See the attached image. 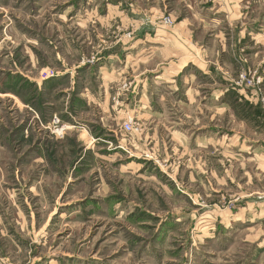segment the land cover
I'll return each mask as SVG.
<instances>
[{"label":"rangeland","instance_id":"374dc122","mask_svg":"<svg viewBox=\"0 0 264 264\" xmlns=\"http://www.w3.org/2000/svg\"><path fill=\"white\" fill-rule=\"evenodd\" d=\"M0 264H264V0H0Z\"/></svg>","mask_w":264,"mask_h":264},{"label":"crops","instance_id":"0c3cea01","mask_svg":"<svg viewBox=\"0 0 264 264\" xmlns=\"http://www.w3.org/2000/svg\"><path fill=\"white\" fill-rule=\"evenodd\" d=\"M193 24H194V22H190L189 20H184V21L178 23L175 32H168V31H163V30H158V29L156 30L155 25H151V24L150 25L146 24V26H142L143 28L145 27L147 30H149V32H153L155 39H160L161 41L165 40V39H169L172 42H175V43H177L180 46L182 45L181 47L183 49H182L181 52H182L184 58L186 59L184 61V63L179 68V72H182V74H184L186 72L185 70H187L186 68L190 64H192L198 70L201 68V67H198V66H200L199 64L197 66V64H195L192 61L193 58H195L197 54L195 55V54L191 53V50H190L189 52L191 54L189 56V52L187 50L189 47L187 48L185 46V43H183V40H181L182 38H186V39H190L193 42V35L191 34V30H190V26L193 25ZM194 42L197 43V40H195ZM205 55H206V53H204L203 57ZM178 74L179 73H177L176 75H178ZM168 83H172V82L169 81ZM44 95H46L48 97L47 94H44Z\"/></svg>","mask_w":264,"mask_h":264},{"label":"built area","instance_id":"2783aa9c","mask_svg":"<svg viewBox=\"0 0 264 264\" xmlns=\"http://www.w3.org/2000/svg\"><path fill=\"white\" fill-rule=\"evenodd\" d=\"M125 129H126L127 131H130V130H131V124H130V123H126V124H125Z\"/></svg>","mask_w":264,"mask_h":264}]
</instances>
